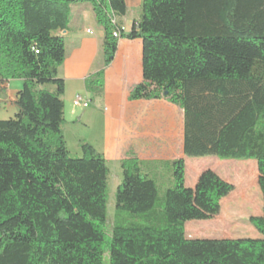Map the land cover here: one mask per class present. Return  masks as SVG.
Segmentation results:
<instances>
[{
  "label": "trees",
  "instance_id": "obj_1",
  "mask_svg": "<svg viewBox=\"0 0 264 264\" xmlns=\"http://www.w3.org/2000/svg\"><path fill=\"white\" fill-rule=\"evenodd\" d=\"M79 2L104 30L103 65L85 81L92 98L104 94L119 40L143 39L144 79L130 99L184 110L186 157L255 160L264 199V0H143L130 32L126 0H0V89L23 81L18 112L0 119V264H104L107 253L110 264H264V209L250 219L261 238L186 237V223L218 216L235 185L208 169L187 187L184 157L165 163L163 196L149 168L159 164L121 161L117 211L143 222L117 216L108 236L107 160L87 141L73 156L64 136L61 32Z\"/></svg>",
  "mask_w": 264,
  "mask_h": 264
},
{
  "label": "crops",
  "instance_id": "obj_2",
  "mask_svg": "<svg viewBox=\"0 0 264 264\" xmlns=\"http://www.w3.org/2000/svg\"><path fill=\"white\" fill-rule=\"evenodd\" d=\"M126 3L127 13L120 21L126 32H130L142 18L143 0H126ZM61 34L67 47V57L59 70L66 83L63 100L67 143V131L73 132L79 145L81 141L89 142L105 156L108 164L120 165L130 154L144 163L160 166L178 158H189L184 151V110L165 99H130L133 88L144 79L143 39L119 40L115 58L105 71L104 94L94 101L85 81L103 65L104 30L92 5L73 3L68 30ZM22 87L23 81L15 79L0 89V119L4 114L18 112L16 95ZM78 95L90 99L88 108L74 105ZM160 166L149 168L159 171Z\"/></svg>",
  "mask_w": 264,
  "mask_h": 264
},
{
  "label": "rangeland",
  "instance_id": "obj_3",
  "mask_svg": "<svg viewBox=\"0 0 264 264\" xmlns=\"http://www.w3.org/2000/svg\"><path fill=\"white\" fill-rule=\"evenodd\" d=\"M52 86H48L51 88ZM94 101H97L95 98ZM4 111V110H3ZM3 119L14 117L4 114ZM67 147L75 157L83 155L82 149L73 132L67 131ZM110 176L107 186V223L105 229L108 236L113 229L116 217L126 223L143 222L140 215L129 212H118L116 208V193L122 184L123 173L121 166L109 163ZM212 169L223 179L235 185V190L222 200L221 213L210 220H194L186 223V237L188 239H236L261 238L262 234L251 224L250 219L261 216L264 209L263 193L259 186V171L255 160H222L216 155L203 157H189L186 160V185L194 188L200 174ZM160 196L172 185V168L161 164L156 176ZM110 264L108 253L105 263Z\"/></svg>",
  "mask_w": 264,
  "mask_h": 264
},
{
  "label": "built area",
  "instance_id": "obj_4",
  "mask_svg": "<svg viewBox=\"0 0 264 264\" xmlns=\"http://www.w3.org/2000/svg\"><path fill=\"white\" fill-rule=\"evenodd\" d=\"M121 31L126 32V27L124 25H122ZM121 31L116 30L114 32V36L119 37L121 35ZM88 32L91 33V31H88ZM90 103H91L90 99H88L84 96H81V95H78L74 100L75 106L84 107V108H88L90 106Z\"/></svg>",
  "mask_w": 264,
  "mask_h": 264
}]
</instances>
